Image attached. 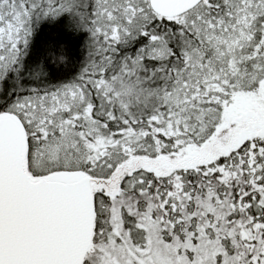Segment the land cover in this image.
<instances>
[{
  "label": "snow or ice",
  "instance_id": "snow-or-ice-1",
  "mask_svg": "<svg viewBox=\"0 0 264 264\" xmlns=\"http://www.w3.org/2000/svg\"><path fill=\"white\" fill-rule=\"evenodd\" d=\"M0 264H264V0H0Z\"/></svg>",
  "mask_w": 264,
  "mask_h": 264
}]
</instances>
